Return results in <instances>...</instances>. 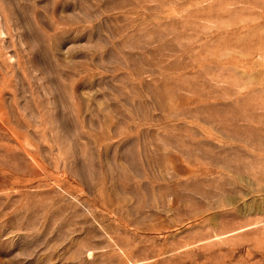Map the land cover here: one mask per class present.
<instances>
[{"label":"rangeland","instance_id":"374dc122","mask_svg":"<svg viewBox=\"0 0 264 264\" xmlns=\"http://www.w3.org/2000/svg\"><path fill=\"white\" fill-rule=\"evenodd\" d=\"M0 264H264V0H0Z\"/></svg>","mask_w":264,"mask_h":264}]
</instances>
